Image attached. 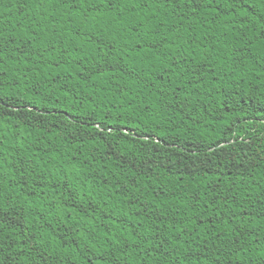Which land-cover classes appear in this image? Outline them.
I'll return each instance as SVG.
<instances>
[{"label":"trees","instance_id":"16d2710c","mask_svg":"<svg viewBox=\"0 0 264 264\" xmlns=\"http://www.w3.org/2000/svg\"><path fill=\"white\" fill-rule=\"evenodd\" d=\"M0 264H264V0H0Z\"/></svg>","mask_w":264,"mask_h":264},{"label":"snow or ice","instance_id":"6c2138e0","mask_svg":"<svg viewBox=\"0 0 264 264\" xmlns=\"http://www.w3.org/2000/svg\"><path fill=\"white\" fill-rule=\"evenodd\" d=\"M109 2H111V0H109Z\"/></svg>","mask_w":264,"mask_h":264}]
</instances>
